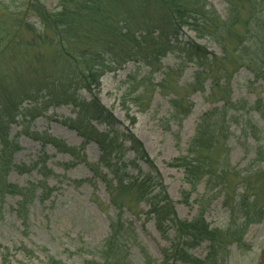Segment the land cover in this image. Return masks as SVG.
<instances>
[{"label": "trees", "instance_id": "16d2710c", "mask_svg": "<svg viewBox=\"0 0 264 264\" xmlns=\"http://www.w3.org/2000/svg\"><path fill=\"white\" fill-rule=\"evenodd\" d=\"M45 1L0 0V66L7 56L14 64L16 70L13 69V74H16L19 61L31 54L32 69L31 73L12 82L13 77L0 72V201L7 194L18 195L16 213L24 222L27 205L36 192L33 185L19 186L7 180L11 169L29 172L34 166L13 163L12 155L19 145L9 137L11 125L18 121V117H34L48 105L70 104L76 109L75 117L60 122L77 133L82 140V148L90 142L97 145L99 162L111 178L99 171L97 174L106 185L110 202L117 210L109 219V234L99 249L98 258L85 260V264H130L123 247L126 246L127 233L132 232V223L124 218V209L132 211L134 204L142 202L158 225L168 223L174 230L169 253L165 251V262L169 257L182 264H216L222 242L230 240L237 245L242 244L249 226L259 223L264 217V184L254 187L249 178L255 175L264 179L261 168L244 169L242 175L241 171L232 172L227 153H224L222 161L213 155L230 127L228 122L233 116H227V110L236 109L240 104L239 101H231L227 87L220 83L221 79L227 80L232 74L220 60L227 55L228 39L236 43L232 52L237 53L231 60L235 68L245 65L257 78L264 79V0L251 3L241 34L234 31L236 21H239L235 4L230 5L227 17L221 20L213 9L206 8L205 0H54L52 8ZM182 28L195 32L199 37L210 36L221 47L223 56L219 59L191 39L180 44L177 36ZM42 46L53 47L52 54L47 55L49 65L42 62L46 53ZM171 50H178L185 61H194L197 65L193 79L187 85L191 91L202 89L204 82L211 78V95L219 89L224 94L223 105L201 115L186 153L169 163L182 169L183 181L189 186V190L181 191L184 202H187L190 191H194L201 182L207 191L218 188L224 193L223 205L228 222L223 230L209 227L202 201L190 221L177 217L174 203L140 141L128 127L119 129L120 121L97 97L100 78L106 72L131 61L153 68ZM168 75L164 73L161 89ZM81 91L89 93L90 98L81 97ZM26 101L31 107L22 108ZM169 104L178 122L191 107L187 104V96L183 95H175ZM257 105L259 111L262 105ZM262 113L264 115V108ZM93 121L104 124L106 129L99 130ZM248 130L256 131L249 124L241 128L245 134ZM34 138L58 151L74 156L80 154L74 147L47 133L35 134ZM263 151L261 144L255 145V162L262 160ZM128 154H132V158H128ZM231 173L243 185L236 198L228 190ZM200 242L208 243V252L203 259H196L189 250ZM7 254L9 249L0 245V255L5 263L8 262L4 261ZM153 262L143 256L142 264ZM48 264L65 263L50 257Z\"/></svg>", "mask_w": 264, "mask_h": 264}, {"label": "rangeland", "instance_id": "374dc122", "mask_svg": "<svg viewBox=\"0 0 264 264\" xmlns=\"http://www.w3.org/2000/svg\"><path fill=\"white\" fill-rule=\"evenodd\" d=\"M253 1L205 0V3L206 8L213 9L221 20L227 17L230 5L235 4L239 21H236L234 31L241 34ZM45 2L49 8L54 5V0ZM189 39L219 59L223 56L221 47L210 36L199 37L195 32L182 28L177 40L182 44ZM226 46L227 55L220 60L232 74L227 80L221 79L220 83L227 87L231 101H239L240 104L236 109L227 110V116H233L228 122L230 127L213 155L222 161L224 153H227L232 172L241 171L243 175L242 171L250 167H260L264 172V157L258 162L253 160L255 145L261 144L264 148V79L257 78L245 65L236 69L231 63L237 53L232 52L236 43L228 39ZM41 48L46 51L42 62L49 65L47 55L52 54L53 47ZM30 55L19 61L16 74H13V69L16 70L14 64L8 60L9 57H4L0 72L13 77L10 82L31 73ZM194 63L185 61L178 50L167 52L153 68L133 61L127 62L116 70L106 72L100 78L96 93L102 105L120 121L119 129L128 127L140 141L153 161L168 197L174 203L177 217L190 221L202 201L205 205L204 218L209 227L223 230L228 222L223 205L224 193L218 188L207 191L204 182H201L194 191H190L187 202H184L181 191L189 190V186L183 181L182 169L169 164L175 157L186 153L201 115L224 103L221 89L211 95V78L204 82L202 89L190 90L187 85L197 68ZM164 73L169 75L161 89ZM79 94L83 98H90V94L85 91ZM175 95L187 96V104L191 106L189 113L179 122L169 104ZM257 103L262 105L259 111ZM25 107H31L29 102L23 103L22 108ZM75 115L76 109L70 104H51L34 117H18V121L11 125L9 137L19 145L12 155L13 163L34 166L29 172L11 169L7 180L19 186L33 185L36 192L27 205L24 222L16 213L18 195L7 194L0 201V245L9 249L4 259L8 262H3L0 255V264H48L50 257L65 264H85V260L98 258L99 249L109 234V219L117 210L110 202L106 185L97 174L99 171L111 178V174L99 162L97 145L90 142L82 148V140L77 133L60 122ZM93 124L101 131L106 129L104 124L97 121H93ZM247 124L255 127L256 131L242 132L241 128ZM44 133L74 147L80 152L79 156L58 151L51 145H43L34 138L35 134ZM128 158H132V154H128ZM139 165L147 171L142 163L139 162ZM129 169L133 172L131 165ZM249 178L254 187L264 184V179L255 175ZM228 180L229 193L236 198L243 185L233 173ZM147 209L143 202L134 204L132 211L124 209V218L132 223V232L127 233L126 246L123 247L128 262L142 264L145 255L154 261L153 264H182L173 262L169 257L165 262V251L169 253L174 230L168 223L158 225ZM219 248L216 264H264V217L259 223L249 226L242 244L225 240ZM207 252V242H200L189 250V254L196 259H203Z\"/></svg>", "mask_w": 264, "mask_h": 264}]
</instances>
